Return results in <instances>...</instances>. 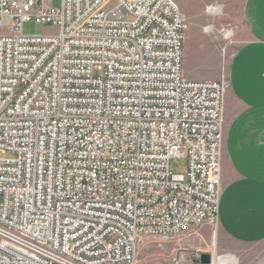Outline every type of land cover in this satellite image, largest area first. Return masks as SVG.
<instances>
[{
	"label": "built area",
	"instance_id": "2783aa9c",
	"mask_svg": "<svg viewBox=\"0 0 264 264\" xmlns=\"http://www.w3.org/2000/svg\"><path fill=\"white\" fill-rule=\"evenodd\" d=\"M186 32L176 0H0V264H137L143 237L216 232L227 84L185 75Z\"/></svg>",
	"mask_w": 264,
	"mask_h": 264
},
{
	"label": "crops",
	"instance_id": "0c3cea01",
	"mask_svg": "<svg viewBox=\"0 0 264 264\" xmlns=\"http://www.w3.org/2000/svg\"><path fill=\"white\" fill-rule=\"evenodd\" d=\"M242 22L247 38L233 54L226 77L220 78V72L187 71L185 75L226 81L222 191L215 236L249 245L264 241V0H245ZM211 227L201 226L202 236ZM228 255L234 256L215 254V264H233ZM163 264L191 263L169 260Z\"/></svg>",
	"mask_w": 264,
	"mask_h": 264
},
{
	"label": "rangeland",
	"instance_id": "374dc122",
	"mask_svg": "<svg viewBox=\"0 0 264 264\" xmlns=\"http://www.w3.org/2000/svg\"><path fill=\"white\" fill-rule=\"evenodd\" d=\"M176 1L187 21L184 40V73L194 71L198 74L211 75L220 72V78L226 77L233 54L247 38L242 22L245 0ZM59 4L60 0H55V5ZM55 31L56 27L52 23L38 22L35 18L23 24L25 34L54 33ZM94 74L96 77H102L104 70L96 69ZM169 168L172 173H186L188 159L182 156L173 157ZM199 228H192L170 240L157 236L143 237L138 243L137 264H163L169 260L176 263L188 261L191 264H205L194 263L192 260L199 251L233 254L236 258L228 255L229 262L233 264L264 262V241L258 244L241 245L229 240H219L215 236L214 227H211V231L205 236H202Z\"/></svg>",
	"mask_w": 264,
	"mask_h": 264
},
{
	"label": "water",
	"instance_id": "95a60500",
	"mask_svg": "<svg viewBox=\"0 0 264 264\" xmlns=\"http://www.w3.org/2000/svg\"><path fill=\"white\" fill-rule=\"evenodd\" d=\"M199 262L205 264H209V263L215 264V254L213 252H203L201 254V259Z\"/></svg>",
	"mask_w": 264,
	"mask_h": 264
},
{
	"label": "trees",
	"instance_id": "16d2710c",
	"mask_svg": "<svg viewBox=\"0 0 264 264\" xmlns=\"http://www.w3.org/2000/svg\"><path fill=\"white\" fill-rule=\"evenodd\" d=\"M204 251H201V253H203Z\"/></svg>",
	"mask_w": 264,
	"mask_h": 264
},
{
	"label": "bare ground",
	"instance_id": "6f19581e",
	"mask_svg": "<svg viewBox=\"0 0 264 264\" xmlns=\"http://www.w3.org/2000/svg\"><path fill=\"white\" fill-rule=\"evenodd\" d=\"M215 10V9H214ZM228 35H229V33H228Z\"/></svg>",
	"mask_w": 264,
	"mask_h": 264
}]
</instances>
